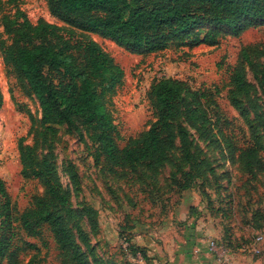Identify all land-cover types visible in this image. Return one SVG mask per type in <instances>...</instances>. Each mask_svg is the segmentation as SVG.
Instances as JSON below:
<instances>
[{
  "label": "trees",
  "instance_id": "1",
  "mask_svg": "<svg viewBox=\"0 0 264 264\" xmlns=\"http://www.w3.org/2000/svg\"><path fill=\"white\" fill-rule=\"evenodd\" d=\"M46 2L50 13L67 27L44 19L33 23L18 7L13 12H1L3 63L16 75L24 92L36 99L40 113L36 126L29 115L33 142L25 143V136L17 142L20 174L25 179L37 180L43 190L33 195L20 211L0 178V264H19L18 253L22 248L35 250L25 264H41L35 243L23 240L24 247L14 246L21 232L36 238L48 234L58 250L59 264H105L94 255L80 214L72 207L70 191L63 185L53 162L51 144H47L46 153L38 152L39 144H46L49 136H55L54 125H66L75 131L93 149L96 164L103 161L109 171L118 173L117 169H121L124 176L125 171L136 173L140 167L157 172L178 143L181 164L188 163L187 171L180 174L184 179L182 187L187 188V181L199 177L201 172L200 162L196 161L199 153L193 151L195 146L188 128L199 131L205 140H219L232 161L251 178L264 172V109L257 101L254 84L246 77L250 71L264 92V63L254 61L264 57V45L242 47L225 84L230 104L247 126V136L241 144L222 128L225 124L220 122L215 99L218 87L213 92L209 87L194 89L184 80L161 77L149 87L152 120L148 128L128 137L120 146L110 101L123 80V69L88 35L107 37L137 54L178 49L203 41L213 44L220 30L238 35L256 21H264V0ZM1 104L0 92V107ZM215 135L218 137L212 139ZM208 172L213 174V168L209 166ZM170 177L174 180L175 173ZM82 211L88 215L90 224L95 225V210L84 206ZM254 215L264 220V212ZM219 244L230 251L226 244L221 241Z\"/></svg>",
  "mask_w": 264,
  "mask_h": 264
},
{
  "label": "rangeland",
  "instance_id": "2",
  "mask_svg": "<svg viewBox=\"0 0 264 264\" xmlns=\"http://www.w3.org/2000/svg\"><path fill=\"white\" fill-rule=\"evenodd\" d=\"M0 1V37L1 12H13L16 7L33 23L44 19L67 27L50 13L46 0H18L16 4ZM220 32L213 44L203 41L147 54L133 53L107 37L88 33L123 69V80L110 101L120 146L128 137L148 128L152 120L149 87L161 77L184 80L194 89L209 87L213 92L218 87L220 91L215 99L220 122L225 124L222 128L240 144L243 142L247 126L230 104L225 84L229 70L239 60L241 48L264 45V21H256L238 35ZM254 61L264 63V57ZM246 77L254 84L257 101L264 109V92L250 71ZM0 92V178L21 211L33 195L43 190L37 180L21 176L17 148L22 136L26 137L25 143L33 142L29 115L33 116L34 125H38L39 105L24 92L16 75L3 63L1 53ZM54 127L55 136H49L46 144H39L38 152L46 153L47 144H51L53 162L63 185L70 191L72 207L80 214L81 226L94 255L103 263L186 264L195 250L203 252L208 241L216 239L229 247L238 264H264V220L254 215L264 212V172L257 173L255 178L245 174L219 140L220 146L188 128L195 146L193 151L199 153L196 161L200 162L201 172L183 188L180 174L187 171L188 163L181 164L178 143L157 172L140 167L136 173L125 171L124 176L121 169H117L118 173L109 171L103 161L96 164L93 149L75 131L66 125ZM262 156L264 159V149ZM209 166L213 174L208 172ZM172 173L176 182L170 177ZM84 206L95 210V225L90 224L88 215L82 211ZM196 226H201V233L196 234ZM197 235L198 238H193ZM257 236L260 239L254 243ZM20 237L14 245L16 248L25 246L23 240L33 242L39 248L41 264H59L58 250L48 234L36 238L21 232ZM254 246L259 249L257 253L252 251ZM34 253L32 248L19 250V264H25Z\"/></svg>",
  "mask_w": 264,
  "mask_h": 264
},
{
  "label": "crops",
  "instance_id": "3",
  "mask_svg": "<svg viewBox=\"0 0 264 264\" xmlns=\"http://www.w3.org/2000/svg\"><path fill=\"white\" fill-rule=\"evenodd\" d=\"M195 232L196 234L201 233V226H196ZM198 236L199 235L193 238H198ZM214 240L216 241V239ZM197 250L193 252L192 258L186 264H221V262L217 260L216 252L208 250L207 245L205 246V248H203V252L196 253ZM226 255L229 258L230 264H238V262L235 260L234 255L231 252L227 251ZM239 264H242V263H239Z\"/></svg>",
  "mask_w": 264,
  "mask_h": 264
},
{
  "label": "built area",
  "instance_id": "4",
  "mask_svg": "<svg viewBox=\"0 0 264 264\" xmlns=\"http://www.w3.org/2000/svg\"><path fill=\"white\" fill-rule=\"evenodd\" d=\"M260 239L259 236L255 237L254 243L258 242V240ZM207 248L210 251H215L216 255H217V260H219L221 262V264H230L229 258L226 255L227 251L230 252L227 248H225L224 246L220 245L217 241L211 239L208 241L207 243ZM252 251L254 253H257L259 251V249L254 246L252 248Z\"/></svg>",
  "mask_w": 264,
  "mask_h": 264
}]
</instances>
